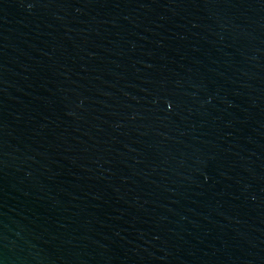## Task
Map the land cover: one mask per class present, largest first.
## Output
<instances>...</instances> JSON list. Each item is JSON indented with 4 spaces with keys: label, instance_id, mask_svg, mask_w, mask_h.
Returning <instances> with one entry per match:
<instances>
[{
    "label": "water",
    "instance_id": "water-1",
    "mask_svg": "<svg viewBox=\"0 0 264 264\" xmlns=\"http://www.w3.org/2000/svg\"><path fill=\"white\" fill-rule=\"evenodd\" d=\"M0 264H264V0H0Z\"/></svg>",
    "mask_w": 264,
    "mask_h": 264
}]
</instances>
